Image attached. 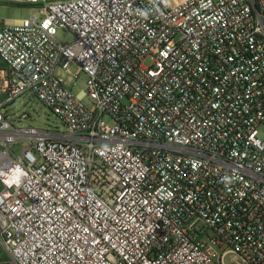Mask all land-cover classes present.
I'll return each mask as SVG.
<instances>
[{"label":"built area","instance_id":"built-area-1","mask_svg":"<svg viewBox=\"0 0 264 264\" xmlns=\"http://www.w3.org/2000/svg\"><path fill=\"white\" fill-rule=\"evenodd\" d=\"M0 1L40 15L0 28L14 264H264V0ZM24 94L63 131L10 121Z\"/></svg>","mask_w":264,"mask_h":264},{"label":"rangeland","instance_id":"rangeland-1","mask_svg":"<svg viewBox=\"0 0 264 264\" xmlns=\"http://www.w3.org/2000/svg\"><path fill=\"white\" fill-rule=\"evenodd\" d=\"M36 16L40 17L36 6L26 5L21 3L0 1V28L4 22L6 23H17L23 19H28ZM8 21V22H7ZM55 38L60 43H66L72 40V35L65 30H57ZM5 65L0 60V69ZM64 81L66 85L73 90L75 94H80L81 92H86V77L84 74H80L77 79L71 78L69 75L64 76ZM5 99L4 95H0V102ZM83 103L90 107L92 101L87 97L83 98ZM4 111L8 113V119L12 122L18 123L19 126H32L41 129H59L63 131V126L56 115L53 114L51 110L46 108L41 102H39L35 97L29 96V94H24L20 98L16 99L14 103L6 108ZM26 113L29 118L27 120H21L17 122L15 117ZM260 137H264V123L261 124L259 128ZM0 264H14L10 258L4 253L0 246ZM225 264H234L232 260V255H228L225 258Z\"/></svg>","mask_w":264,"mask_h":264},{"label":"crops","instance_id":"crops-1","mask_svg":"<svg viewBox=\"0 0 264 264\" xmlns=\"http://www.w3.org/2000/svg\"><path fill=\"white\" fill-rule=\"evenodd\" d=\"M8 22V21H7Z\"/></svg>","mask_w":264,"mask_h":264}]
</instances>
